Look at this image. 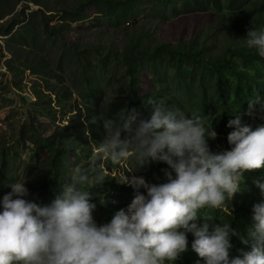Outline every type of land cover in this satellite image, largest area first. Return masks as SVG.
Segmentation results:
<instances>
[{
	"label": "rangeland",
	"instance_id": "rangeland-1",
	"mask_svg": "<svg viewBox=\"0 0 264 264\" xmlns=\"http://www.w3.org/2000/svg\"><path fill=\"white\" fill-rule=\"evenodd\" d=\"M38 1L46 10H55V14L49 16L53 18H48L51 31L38 19L28 21V14L38 8L27 0L19 2L14 13L0 21L4 24L0 28V211L3 210V196L11 191L10 185L17 180H25L30 192L28 199L35 202L41 199L45 205L51 203L52 196L41 187L44 176L54 169L51 141L62 139L67 143V151L57 162L63 175L69 177L74 167L88 166L94 145L105 138L103 120L116 118L121 111L128 114L133 109L144 117L120 59L126 37L139 41L135 38L151 31L160 43L175 44L181 37L198 36L208 44L206 53L221 55L229 48L242 49L240 31L258 0H220V7L213 4L195 7L194 0ZM26 6L30 9L24 17L20 12ZM5 11L6 6L2 5L0 13ZM63 19L69 21L70 28L63 32L53 30L64 24ZM9 22L15 24L14 30L5 36ZM252 23L249 20L247 24L252 27ZM141 40L143 46L149 43V34ZM228 55L227 60L239 70V75L226 74L229 94L226 100L215 97L216 81L208 69L187 66L186 71H181L166 59L140 62L136 74L141 76V94L150 92L151 98L165 111L179 108L185 115L206 116L208 124L212 122L217 132L214 139L209 137L210 141L220 140L229 145L227 137L234 130L227 126L229 120L240 116L242 125L252 130L264 125V58L261 63L255 59L245 61L240 55ZM250 103L252 115L247 114ZM34 115L40 119L42 136L36 141H26L22 128L31 125ZM124 135L126 133L122 132ZM129 167L135 168L134 160L129 162ZM105 170L109 178L121 174L110 162L105 163ZM121 171L129 178L143 176L147 182L159 184L167 182L165 172L172 169L165 162H151L134 172ZM250 174L254 173L243 174L242 191L229 200L230 208L214 213L210 225L231 223L227 215L234 217L236 212L233 211L239 205L237 213L241 221L249 225L247 232L253 227V212L249 213L241 205L257 197L264 201V193L255 185L258 177L264 174ZM65 181L58 178L57 185L61 187V182ZM137 191L145 190L118 183L115 178L91 188L92 197L100 202L93 212L97 224H106L117 211L127 210ZM102 196L106 203H101ZM204 222L201 216L198 224ZM242 228L237 224L236 229ZM187 239L193 241L194 236L188 233ZM240 241L237 237V248L242 256L243 251L251 248L248 250L247 246L239 244ZM182 255L184 253L174 264L182 262ZM234 257L235 252L230 250V259Z\"/></svg>",
	"mask_w": 264,
	"mask_h": 264
},
{
	"label": "clouds",
	"instance_id": "clouds-1",
	"mask_svg": "<svg viewBox=\"0 0 264 264\" xmlns=\"http://www.w3.org/2000/svg\"><path fill=\"white\" fill-rule=\"evenodd\" d=\"M246 36L245 47L264 57V29L252 28ZM149 102L154 105L150 118L133 109L103 120L106 135L94 145L88 166L74 167L50 204L28 199L25 180L10 185L0 211V264H174L188 250V233L194 236L192 250L205 264H264V202L253 206L254 225L246 235L231 223L209 224L242 191L243 174L264 168V125L252 130L240 116L229 120L232 147L213 153L206 137L214 139L217 132L206 116L185 115L179 108L165 111ZM252 111L250 103L247 114ZM133 160L135 168H130ZM106 162L120 169L119 177L109 178ZM151 162L170 166L167 182L149 183L121 171L134 172ZM111 178L145 191H137L127 210L98 225L90 189ZM256 184L264 193V183ZM101 203H106L103 196ZM233 236L251 250L230 259Z\"/></svg>",
	"mask_w": 264,
	"mask_h": 264
},
{
	"label": "trees",
	"instance_id": "trees-1",
	"mask_svg": "<svg viewBox=\"0 0 264 264\" xmlns=\"http://www.w3.org/2000/svg\"><path fill=\"white\" fill-rule=\"evenodd\" d=\"M22 0H17L15 3H10L6 2V0H0V7L6 6V11L1 14L0 13V21L4 20L6 17L11 16L18 3L21 2ZM30 3L35 4V6L38 8L37 11L31 12L28 14L29 17V22H34L35 19H38L42 21V26L51 31L52 27L50 25V22H48V18L52 19L53 14H55V10H46L45 5L41 3L38 0H27ZM29 4V3H28ZM145 4H149L148 1H145ZM210 4L216 5L220 7V0H194L193 6L195 7H208ZM253 9L250 12V17H247L244 22H243V27L241 28L242 32V37H243V47L242 49H234L231 50V48L228 49L227 52H223V54L218 55L214 53H206L208 49V44L204 39H199L198 36H194L192 39H185L183 37L178 39V42L175 44L168 43V42H159L158 38L156 37L155 33L151 31H147V35H140L136 37L135 39L139 40L136 41L134 40V37L128 39L129 37H126L124 41L126 40V47L123 49V53L120 55V59L122 63L125 65V72L127 76L130 78L129 81V86L131 87V91L134 94V99L137 102L138 105L143 109V114L144 118H150L154 105L150 103V100H154L152 94L150 92H145L141 94L142 91V84H141V76L139 74H136L139 66L141 65V61L146 60L148 62H153L156 60H163L166 59V62L169 64H174L179 67V69L182 70H187V66H191L193 68H206L209 70V72H212L214 79L216 81V98L220 100H226L227 97H229L228 91L226 87L228 86V82L226 79V74L238 76L239 75V70L237 68H234L232 65V62L230 60H227V56L230 53V55H240L244 59L247 60H259L261 63L263 62L264 57H259L254 49H247L245 47V40L247 39V32L250 29H256V30H262L264 29V0H258L255 4H253ZM30 8L26 6L24 9L21 10L20 15H23L24 17L27 16L26 11L29 10ZM193 10L190 9L189 12ZM194 12V11H192ZM89 18V17H87ZM85 18V19H87ZM64 20V19H63ZM82 20V19H80ZM79 21H75V23H79ZM84 20V19H83ZM252 20L253 21V26L250 27L248 26V21ZM68 20H64V24L56 26L53 28V30L58 29L61 32L66 30L67 28H70L71 24L67 23ZM7 22V21H5ZM4 22V23H5ZM69 22V21H68ZM136 20H134L133 24L135 25ZM220 22V21H219ZM10 28L6 32L5 36L11 34L14 30V25H10ZM129 24H132V20H130ZM0 22V28L3 26ZM135 28H138V26H135ZM138 30L135 29V33ZM132 32V31H131ZM133 33V35L135 34ZM149 34V43L145 44L143 46V41L141 40L142 38L147 37ZM136 35V34H135ZM155 101V100H154ZM42 125L40 122V119L38 115L33 116V121L31 125H25L22 128V137L24 140H33L36 141L38 138L42 136ZM208 139V147L209 150L213 153H219L223 152L225 150H230L231 145H224L220 140L218 142H215L213 140L210 141L209 137H206ZM212 139V138H211ZM49 140V139H48ZM51 141V140H50ZM50 147L52 149V152H54L53 156L51 157V160L53 161V170L50 169L47 174L44 176L42 182H41V187L45 191L48 190L49 194L52 196L54 199L55 194L60 190V186L57 185L58 178L65 181L68 180L69 177L63 175V172L61 170V167L59 163L57 162V159L67 151V143L62 141V139L55 141H51ZM248 172V171H246ZM250 173L254 174H264V170L262 169H257V170H252ZM254 174H250L251 176ZM263 176L258 177V181L260 183H263ZM257 186V184L255 183ZM245 193V192H244ZM91 202H96V205L99 207L100 202L99 200H95L92 197ZM264 202L261 197H257L255 200H250V201H243L241 207L245 208L246 211L249 213L253 212V206L257 203H262ZM38 204H41L42 206L45 205L42 203L41 199H38L36 202ZM229 205V201H228ZM97 211V210H96ZM237 211H240L239 205L234 210L233 212L236 214L232 216H228L229 220H231V226L233 228H237V224H240L243 228L240 230V232L244 235L247 234V226L245 225L242 221L241 218L239 217V214ZM237 236H233L231 238V242L233 244L232 251L235 252L236 256H240L238 248H237ZM191 243L192 240L188 241V250L184 252L182 262L179 264H197V261H199V264H201L198 255L195 251L192 250L191 248ZM239 244H243L241 241ZM245 245V244H244ZM247 246L248 250H250L251 245H245ZM205 263V261H202Z\"/></svg>",
	"mask_w": 264,
	"mask_h": 264
},
{
	"label": "water",
	"instance_id": "water-1",
	"mask_svg": "<svg viewBox=\"0 0 264 264\" xmlns=\"http://www.w3.org/2000/svg\"><path fill=\"white\" fill-rule=\"evenodd\" d=\"M37 11V10H36Z\"/></svg>",
	"mask_w": 264,
	"mask_h": 264
}]
</instances>
